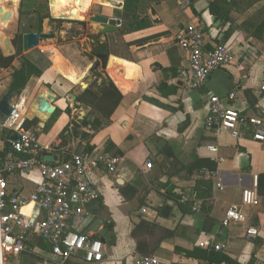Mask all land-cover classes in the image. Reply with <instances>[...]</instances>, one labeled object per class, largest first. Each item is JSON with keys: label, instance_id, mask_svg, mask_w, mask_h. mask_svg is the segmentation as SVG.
Segmentation results:
<instances>
[{"label": "crops", "instance_id": "1", "mask_svg": "<svg viewBox=\"0 0 264 264\" xmlns=\"http://www.w3.org/2000/svg\"><path fill=\"white\" fill-rule=\"evenodd\" d=\"M49 1L50 12L57 17L64 14L66 18H80L89 9L90 14L99 13L118 20H122L124 14L123 7L110 6V0ZM70 1L78 8L73 14L67 8ZM209 3L215 5L218 18L211 12ZM19 8L18 5L13 19L19 18ZM139 13L150 19V26L123 35L118 30L99 37L110 50L105 69L99 70L105 71L122 98L108 124L89 139L93 151L97 152H105V145L110 141L119 158L115 172L98 166L91 174L100 198L90 211L92 216L113 223L115 237L114 244L105 243L103 259L92 264H134L135 258L142 254L136 251L131 230L140 218L174 229V235L164 239L150 254L157 257L159 264H207L206 260L185 253L194 249L225 255L229 264H264V195L258 194L256 206L243 207L245 223L227 228L221 225L226 209L241 202L243 190L256 189L257 175L264 173V142L254 140L252 132L243 124L240 135L235 137L228 131L209 128L205 122L209 98L214 94L222 97L225 105L237 109L241 116H258L264 120L261 90L264 0H141ZM190 24L202 28L206 50L223 42L234 54L231 65L214 70L198 85L184 82L178 76L179 68L188 62L189 51L176 44L175 35ZM30 26L28 24L23 33L36 29L33 27L36 25ZM13 27V21L7 26L0 24V35L10 39L15 49L12 66L0 68V99L11 89L13 68L21 67L25 54L21 48V53L16 55L13 34L4 32ZM57 36L54 40L40 41L37 47L50 59L51 66L39 76L32 75L23 91L18 95L14 93L12 100L22 101L25 119L33 120L30 118L36 110L33 101L37 95L46 94L49 89L52 96L57 97L50 101L53 112L44 126L57 114L49 127L43 130L44 126L41 128L37 119L30 126L37 132L42 146L41 159L48 153L45 157L48 162L67 160L80 142L78 136L72 135L61 145L58 134L80 116L66 97L72 100L71 95L83 92L82 82L88 86L92 83L93 80L88 79L89 69L96 59L86 55L91 50L87 36L90 50L85 52L80 50L76 40L63 43ZM0 51L7 56L1 44ZM230 94H233L231 99ZM67 107L71 109L70 114L66 112ZM11 136L9 131L0 135L2 152L7 150V138ZM208 145L216 146L217 152H209ZM166 147L170 148L171 157L164 154ZM197 158L216 163L210 184L199 185L198 173L188 179L183 176L181 167ZM149 160L150 169L146 167ZM8 179L16 190L27 194L39 181V175L36 169L30 168ZM181 193H190L189 200L181 202ZM164 206L169 208L167 215L161 214ZM193 206L198 210L194 211ZM91 219V216L76 219L73 224L80 228ZM249 226L258 229L254 238L246 236ZM200 243L207 246L202 247ZM220 244L225 245L222 250L212 248ZM6 264L59 263L49 248L33 246L30 252L10 256ZM67 264L81 263L73 260Z\"/></svg>", "mask_w": 264, "mask_h": 264}, {"label": "built area", "instance_id": "2", "mask_svg": "<svg viewBox=\"0 0 264 264\" xmlns=\"http://www.w3.org/2000/svg\"><path fill=\"white\" fill-rule=\"evenodd\" d=\"M189 1V0H188ZM175 42L189 51L187 64L178 70L184 82L198 85L204 82L214 70L227 67L234 62L230 47L223 43L213 44L211 50L205 49L204 33L196 24L187 25L175 35ZM264 101V83L261 86ZM233 98V94L229 95ZM8 115L0 116V135L11 133L7 138V150L0 146V264H6L10 256L33 250V243L40 239L59 264L75 260L81 264L97 263L103 259L105 241L100 234L104 221L92 216V205L100 198L94 188L91 174L96 167L102 166L113 173L119 162L118 156L107 152H83L71 154L63 162H48L41 159L42 146L37 132L26 127L24 103L12 101ZM206 126L228 131L238 137L243 124L252 132V138L264 142V120L258 116L243 117L235 108L225 105L224 99L214 94L209 98ZM209 152H217V147L208 145ZM146 167L150 169L149 160ZM36 169L39 181L35 187L24 194L10 185L8 176ZM215 171L201 170L198 177L211 180ZM216 186L220 184L217 181ZM190 194V193H189ZM189 194L181 193L180 201L189 200ZM194 195V191H191ZM256 189H245L241 202L230 205L221 219L223 227L242 225L246 222L243 207L258 204ZM198 210L197 206L192 207ZM92 219L83 227L73 224L76 219ZM246 236L254 238L258 234L255 227H247ZM200 246L206 247L205 243ZM225 245H213L220 251ZM134 264H159L154 255H140Z\"/></svg>", "mask_w": 264, "mask_h": 264}, {"label": "trees", "instance_id": "3", "mask_svg": "<svg viewBox=\"0 0 264 264\" xmlns=\"http://www.w3.org/2000/svg\"><path fill=\"white\" fill-rule=\"evenodd\" d=\"M140 1L141 0H124V14L119 27L120 34L123 35L131 33L133 31L141 30L150 26V19L148 17L140 16ZM36 7L39 8V10L43 9L45 11L48 8L47 3L41 4L39 0H23V3L20 5V13L26 14L37 12ZM68 8L70 9L71 13H74L77 10L76 6H68ZM209 8L214 14L215 18H218L215 5L213 3H209ZM87 37L91 40V50L86 53L89 58L95 59L97 54L109 55L110 50L108 45L106 42L100 41L99 34H87ZM18 39L20 40L21 44V34L19 35ZM17 50L18 51L16 55H19L21 51V45L20 49ZM14 58L15 55L5 56L0 51V68L6 69L11 67ZM22 58L23 62L21 67L17 69L13 68L12 72L13 81L11 88L14 90L16 95L23 91L28 79L32 75L39 76L44 70L51 66L50 59L38 48H34L23 54ZM96 61L97 60L95 59L94 63ZM121 98L122 94L109 79L105 71H96L95 78L92 83L77 96V99L82 100L85 105L90 108V111L80 124H76L75 121L72 120L69 125L62 129V131L58 134V138L61 140L60 144L63 145L67 143L69 138L74 135L80 138V142L75 147L73 154L92 151L93 145L90 143L89 139L102 126L108 124L111 114L118 106ZM66 112L70 114L71 109L67 107ZM56 114L57 113H55L49 122L44 126L43 130H46L49 127ZM36 122V119H25L24 124L26 127H30ZM87 127H89V130L85 129ZM82 140H85V143H83ZM104 151L112 155L118 154L116 147L110 141L106 143ZM70 157L71 154L67 156V159ZM203 169L215 171L216 163L213 160L207 158H197L188 165L182 166L180 170L183 172V176L188 179L191 178L194 173H198ZM199 178V185L210 184V180L204 179L203 177ZM195 189L197 190V188ZM256 189L259 195H264V173L257 175ZM103 221L104 229L100 236L104 239L106 244L112 245L115 242L113 223L107 219H103ZM173 235L174 229L172 230L161 227L157 223L153 221H147L143 218H140L131 230V236L136 241V251L142 255L152 254L164 239L172 237ZM32 245L48 249V247L40 239H37ZM185 253L198 256L199 258L206 260L207 264H229V258L217 252L194 249L193 251H185Z\"/></svg>", "mask_w": 264, "mask_h": 264}, {"label": "water", "instance_id": "4", "mask_svg": "<svg viewBox=\"0 0 264 264\" xmlns=\"http://www.w3.org/2000/svg\"><path fill=\"white\" fill-rule=\"evenodd\" d=\"M123 2L121 1L120 4H117L116 6L112 7H123ZM152 14H154V11H151ZM50 17L53 20H59V19H67L64 14H60V16H54L50 12ZM87 22L83 20H77L80 21V24L83 28H86L88 24L92 26L94 29V32L99 35H104L107 33L115 32L119 30V26L121 23V20L110 18L107 15L99 14V13H94L88 16ZM153 22L156 23L157 21L153 19ZM47 39H56V32L52 30V28H45L43 24L38 29L31 30L28 32H24L21 34V48L22 52L26 53L34 48H37L40 41L47 40ZM144 44V43H143ZM3 52L6 55H14L15 49L10 43V39L5 38L3 44L1 45ZM146 48L147 45H144ZM83 48L86 51L90 50V45L89 41L85 40L83 41ZM96 62L93 63V65L90 67L89 71V81L94 80L95 78V72L101 68V70H104L107 61H108V55L106 54H97L95 56ZM88 87V84L85 82L81 83V88L84 90ZM13 94L14 90L11 88L7 91V93L0 99V116L3 115H8L12 109V100H13ZM52 91L47 89L46 94L40 93L35 97L33 101V106H36V110L32 111V117L30 119H37L39 121V126L42 128L44 124L47 122L48 118L51 117L53 109L51 108V103L50 101L57 100V97L52 96ZM72 100L70 99L69 96L66 97L67 102L71 105L73 109L76 111H79L80 116L76 119V123L80 124L82 120L86 117L88 112L90 111V108L85 105V103L77 99L78 95H71ZM48 153H46L47 155ZM164 154L166 157H171L172 153L169 147H166L164 149ZM45 153L42 156V160H45L46 157ZM53 158H55V155H52ZM169 208L167 206H164L162 208L161 214L162 215H167V211Z\"/></svg>", "mask_w": 264, "mask_h": 264}, {"label": "rangeland", "instance_id": "5", "mask_svg": "<svg viewBox=\"0 0 264 264\" xmlns=\"http://www.w3.org/2000/svg\"><path fill=\"white\" fill-rule=\"evenodd\" d=\"M39 1L41 4L47 3L48 8L46 11L43 9L39 10V8L36 7L37 12H31V13L24 14V13H20V8H19V13H20L19 18L16 16L14 19L11 20V21H13L14 27L10 30H7V29L4 30V32H6V33L10 32L11 36L13 34V36H14L13 42L16 46V49H20V40L18 39V37L21 33H23L25 28H28V24H31V25L34 24L36 22L35 20L37 17L44 15L45 17H47L46 20H50V21L54 22V28L52 30L55 31L56 34L58 35L57 39L59 42L68 43V42L76 40L77 43L79 44V47L81 48L80 50L85 52L86 50L83 49L82 43H83V41L88 40L85 36H87V34L93 33L94 29L92 28V26H87L86 28H83L80 24V21H77V20H83V21L87 22L88 16L91 15L90 9L85 16L80 17V18H67V19L53 20L50 17V1L49 0H39ZM4 3L11 6L13 1L12 0H6ZM79 4L82 5V2H80ZM72 5H73V1H70L68 3V6H72ZM17 6H18V4H17ZM23 9H24V7H23ZM4 20H6V19H2V22ZM24 22L27 25H23ZM30 27H32V26H30ZM33 27L36 28L35 26H33ZM45 28H47V27L45 26ZM16 51H18V50H16ZM20 53H21V51H20Z\"/></svg>", "mask_w": 264, "mask_h": 264}, {"label": "bare ground", "instance_id": "6", "mask_svg": "<svg viewBox=\"0 0 264 264\" xmlns=\"http://www.w3.org/2000/svg\"><path fill=\"white\" fill-rule=\"evenodd\" d=\"M6 0H0V24L6 25L13 19L14 13L19 0H12V6L6 5L4 2ZM122 0H110L108 3L110 6H116L120 4ZM2 3V4H1ZM16 15V14H15ZM2 19H6L2 22ZM2 35V34H1ZM0 35V44L2 45L6 36ZM34 111V110H33ZM29 113V112H28Z\"/></svg>", "mask_w": 264, "mask_h": 264}, {"label": "flooded vegetation", "instance_id": "7", "mask_svg": "<svg viewBox=\"0 0 264 264\" xmlns=\"http://www.w3.org/2000/svg\"><path fill=\"white\" fill-rule=\"evenodd\" d=\"M19 3H18V5H19V7H20V5L23 3V0H19L18 1ZM67 8H68V6H67ZM69 9V8H68ZM70 10V9H69ZM77 10H78V8H77ZM76 10V11H77ZM75 11V12H76ZM71 12V11H70ZM71 14H73V13H71ZM47 19V17H45L44 15H42V16H40V17H37L36 18V23H34L35 25H36V29H38L40 26H41V24H43L44 25V27L46 26L47 28L48 27H50V28H54V22H52V21H50V20H46ZM34 24H32V26L34 25Z\"/></svg>", "mask_w": 264, "mask_h": 264}]
</instances>
